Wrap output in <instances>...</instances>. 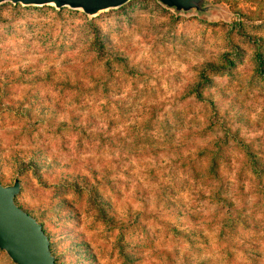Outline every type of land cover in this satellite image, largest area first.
I'll return each mask as SVG.
<instances>
[{
    "label": "rangeland",
    "instance_id": "1",
    "mask_svg": "<svg viewBox=\"0 0 264 264\" xmlns=\"http://www.w3.org/2000/svg\"><path fill=\"white\" fill-rule=\"evenodd\" d=\"M207 2L0 3V181L57 264H264V0Z\"/></svg>",
    "mask_w": 264,
    "mask_h": 264
},
{
    "label": "water",
    "instance_id": "2",
    "mask_svg": "<svg viewBox=\"0 0 264 264\" xmlns=\"http://www.w3.org/2000/svg\"><path fill=\"white\" fill-rule=\"evenodd\" d=\"M7 1L23 5L53 4L57 8L68 6L94 15L104 9L120 7L129 0H0V3ZM159 1L177 12L203 13L211 8L207 0ZM20 188L18 179L11 185L0 181V249L16 264H57L43 224L16 201Z\"/></svg>",
    "mask_w": 264,
    "mask_h": 264
},
{
    "label": "trees",
    "instance_id": "3",
    "mask_svg": "<svg viewBox=\"0 0 264 264\" xmlns=\"http://www.w3.org/2000/svg\"><path fill=\"white\" fill-rule=\"evenodd\" d=\"M242 142V141H241ZM254 166L256 167V168H259V169H261L260 168V166H258V164H256V163H254ZM30 214H31V212H29ZM34 216V215H33ZM46 233H47V231H45ZM47 235H48V233H47ZM49 236V235H48ZM50 237V236H49ZM51 250H52V248H51ZM52 253H53V250H52ZM56 260V259H55Z\"/></svg>",
    "mask_w": 264,
    "mask_h": 264
}]
</instances>
